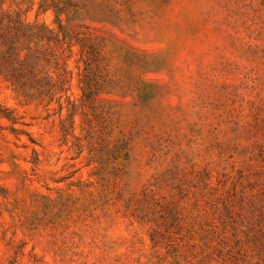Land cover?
Wrapping results in <instances>:
<instances>
[{
	"label": "rangeland",
	"instance_id": "1",
	"mask_svg": "<svg viewBox=\"0 0 264 264\" xmlns=\"http://www.w3.org/2000/svg\"><path fill=\"white\" fill-rule=\"evenodd\" d=\"M3 14L58 32L65 84L0 76V264H264V0Z\"/></svg>",
	"mask_w": 264,
	"mask_h": 264
},
{
	"label": "trees",
	"instance_id": "2",
	"mask_svg": "<svg viewBox=\"0 0 264 264\" xmlns=\"http://www.w3.org/2000/svg\"><path fill=\"white\" fill-rule=\"evenodd\" d=\"M45 5L42 4L40 9L49 7ZM59 28L62 29L61 26ZM51 44L56 47L62 44L57 31L43 25H25L18 14L15 17L9 14L1 15L0 76L10 80L23 92L35 91L38 95L52 98L57 90H62L65 82L61 74H57L56 80L53 81L50 72L45 69L50 64L55 67L52 73L59 69L58 58L45 53ZM0 118L14 121L11 112L1 105Z\"/></svg>",
	"mask_w": 264,
	"mask_h": 264
}]
</instances>
